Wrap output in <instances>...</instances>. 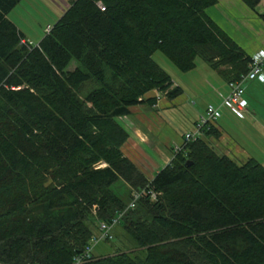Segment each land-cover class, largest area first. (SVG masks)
Here are the masks:
<instances>
[{"label":"trees","instance_id":"16d2710c","mask_svg":"<svg viewBox=\"0 0 264 264\" xmlns=\"http://www.w3.org/2000/svg\"><path fill=\"white\" fill-rule=\"evenodd\" d=\"M21 1L0 0L1 264H71L120 213L144 255L82 264H264L259 160L217 153L212 123L152 179L122 151L119 118L148 92L183 95L155 52L184 73L201 58L227 84L249 71L252 56L206 13L218 1L75 0L38 46L7 18ZM241 1L255 11L264 0Z\"/></svg>","mask_w":264,"mask_h":264},{"label":"rangeland","instance_id":"374dc122","mask_svg":"<svg viewBox=\"0 0 264 264\" xmlns=\"http://www.w3.org/2000/svg\"><path fill=\"white\" fill-rule=\"evenodd\" d=\"M72 1L75 0H22L7 18L19 28V32H23L29 39V41L26 40V43L38 46L37 43L48 34L45 29L54 26L67 11ZM217 1V5L206 10L207 15L213 22L221 27L244 53L246 52L252 56L260 48H264V21L260 17L264 14V3L253 11L241 0ZM153 59L171 76L174 86L182 88L183 95L177 101L178 106L168 113H163L168 109V106H170L169 109L173 108V105H171L173 100L167 97L168 92L154 90L140 99V102H144L145 107L139 105L133 107L130 114L131 118L130 116L122 117L119 118V121L124 126L126 124L128 128L131 127V129L136 128L137 124H141L147 130L150 129V133H153L147 135L154 139L156 145L161 149H165V144L181 140L184 134L195 133L197 124L205 116L209 104H222L223 99H220L218 93L226 89V85L221 89L225 81L221 76L219 77L218 72L205 64L201 58H197L194 63L196 68L187 73L179 71L160 52H155ZM75 66V64H72L68 69H74ZM252 83L254 82L246 86V99H249L251 106L254 108L255 116L252 114L253 117L241 122L234 120V117L230 116L227 107H223L224 117L219 123L220 125L223 124V129L240 146L239 148L245 153L244 156L254 157L263 165L264 86L259 88L256 85V94H251L252 89L247 92V88ZM249 115H251V110ZM136 116H140L138 118L140 120L136 119ZM217 121H220V119ZM243 160L246 161L244 157L236 158L239 163H243ZM124 183V181L119 180L117 184L113 185L118 194H125L129 191ZM95 230V234L99 236L100 230L98 228ZM112 234L111 240H101L95 245L92 251L94 256H108L114 254L117 250L130 252L133 256L134 254L144 255V251L129 237L130 235L126 233L121 222L114 225Z\"/></svg>","mask_w":264,"mask_h":264},{"label":"crops","instance_id":"0c3cea01","mask_svg":"<svg viewBox=\"0 0 264 264\" xmlns=\"http://www.w3.org/2000/svg\"><path fill=\"white\" fill-rule=\"evenodd\" d=\"M263 3H264V1L260 5H262ZM24 36H25V34H24ZM25 39L29 41V39L26 36H25ZM261 50H264V48H260L257 52H259ZM225 85H226V89H224L225 91L223 90L220 92L223 95H227L229 93V88H228V85L226 82L223 86L221 85L222 86L221 89L224 88ZM256 85L260 88V86H264V81H259V82L256 81V82L252 83L249 86V88H247V92H249L252 89L251 94H254V93L256 94V91H257ZM220 93H218V94L220 95ZM180 98L181 97H178L177 99L173 100L172 104H171V105H173V108L169 109L170 106H168V109L166 111H164L163 113H168L169 111L176 109V107L179 104L177 101ZM248 102H249V99H248ZM249 105H250L251 115L252 114L254 115L255 114L254 108L251 106L250 102H249ZM139 106L145 107L144 104L139 105ZM215 106H221V105L218 104ZM251 115L249 117H253V115L252 116ZM221 116H222V118H221V120H222L224 116L223 115H221ZM130 118H131V116H130ZM135 118L138 119V118H140V116H136ZM138 120H140V119H138ZM221 120L213 123L214 127L221 133V136L217 140H214V138H211V142H210V143H212L211 146L215 149V151L217 153L221 154V156L226 155L230 158H234L235 161H236V158H238V157H241V158L244 157L246 160L249 159L248 155H247V157L243 155L245 153L242 151L241 148H239L240 146L237 143H235L234 139L226 132L225 129H223L224 128L223 124L220 125L219 122H221ZM124 127L126 128L127 133L129 134V140L126 142L125 145H123L124 147L122 148V151H123L124 155L127 157V159H130V161H132L135 165H137L141 169V171L143 173H145L146 176L150 179H152L155 176V174H157L159 172L160 169H162L168 163L171 162L172 156H173V149L176 146L183 144V137L185 135V134L182 135L181 140H175L173 142L167 143V144H165L166 145L165 149H161V147L156 145L154 139H152V138H150V136H148V135H151L153 133V132L150 133L149 128H148L149 130H147V128L142 127L141 124L140 125L137 124V127L132 128V129H131V127L128 128V126L126 124ZM154 129H155V127H154ZM145 132H147V133H145ZM172 144H174V146H172Z\"/></svg>","mask_w":264,"mask_h":264},{"label":"built area","instance_id":"2783aa9c","mask_svg":"<svg viewBox=\"0 0 264 264\" xmlns=\"http://www.w3.org/2000/svg\"><path fill=\"white\" fill-rule=\"evenodd\" d=\"M52 27H47L45 31L49 34L51 32ZM23 44H28L26 42H22ZM255 81H264V50H261L252 56V60L249 65V71L246 75H241L240 79L237 81H233L228 83L229 93L227 95H223L220 93V99H223L221 102V106L209 105L205 116L201 118L202 123L195 129V133H187L184 135V141L182 145L176 146L175 151L179 152L183 149L184 143H188L192 140H196V137L203 134L201 132V128L204 125H208V123L216 122L217 120H221L223 115L222 109L223 107H227L232 113L233 116H237L241 120H244L250 114V105L248 100L246 99V86L247 84ZM200 121V122H201ZM203 125V126H202ZM105 164H100L99 167L105 168ZM151 192V191H150ZM144 191H137L134 193L132 197V202L129 203L128 208L133 209L135 207L136 201ZM153 197L157 196L156 193H152ZM123 213H120L119 217L114 218L111 223H105L104 221L98 224L100 234L94 235L91 238V243L86 246L84 250H82V254L78 255L71 264H82L84 261L91 259L94 255L92 251L95 248V245L101 240H108L113 237L112 229L115 224H117L120 220V217ZM1 264V262H0ZM6 264V263H3Z\"/></svg>","mask_w":264,"mask_h":264}]
</instances>
